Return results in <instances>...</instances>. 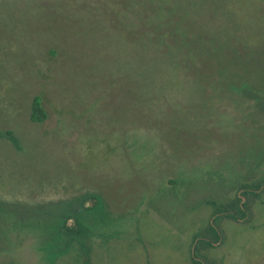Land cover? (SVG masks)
Here are the masks:
<instances>
[{
    "label": "rangeland",
    "instance_id": "obj_1",
    "mask_svg": "<svg viewBox=\"0 0 264 264\" xmlns=\"http://www.w3.org/2000/svg\"><path fill=\"white\" fill-rule=\"evenodd\" d=\"M242 83L264 84V0H0V131L20 143L0 139V264H83L52 260L41 227L86 194L106 205L84 219L93 264H264V197L194 242L264 176Z\"/></svg>",
    "mask_w": 264,
    "mask_h": 264
},
{
    "label": "trees",
    "instance_id": "obj_2",
    "mask_svg": "<svg viewBox=\"0 0 264 264\" xmlns=\"http://www.w3.org/2000/svg\"><path fill=\"white\" fill-rule=\"evenodd\" d=\"M242 92L248 100L255 102L256 108L264 116V84L251 86L246 83H242ZM43 99L40 96L34 98L32 105L31 121L34 124H43L48 119L47 111L44 109ZM0 139H5L16 148H20L18 138L12 131H0ZM264 159L258 161L257 169L263 165ZM259 166V167H258ZM252 176L244 178V180L237 181V186H234L230 191L237 190L235 198L225 203L215 204V210L213 218H215L214 224L209 225L208 229L201 231L194 238V242H197L196 253L198 249L203 246L214 248L216 244H220L223 241L224 233L220 226L217 224L220 220L228 219L234 222L247 219L249 216L252 218L253 209L255 205L262 201L264 197V176H260L256 171ZM260 173V172H259ZM242 193V195H239ZM247 200L246 202H244ZM61 203L59 213L55 222L49 226L42 225V236L48 242L46 248H42V251L48 252V256L52 260L62 258L73 252H76V257L83 264H93L92 252L93 247L91 241L94 239L95 228L88 224L86 220L90 217H96L101 212H105L106 205L101 196L96 194H86L74 201H63ZM7 205V204H5ZM80 206V209L77 207ZM44 214H51L49 211H45ZM250 218V219H251ZM29 230L34 231L33 224L28 226ZM19 234L22 232L23 225L18 228ZM95 230V231H94ZM4 246H7L4 243ZM0 244V255L7 253L3 251ZM12 251H10L11 253ZM47 256V257H48ZM196 256V255H195ZM196 257L192 258L194 264H207L206 261H198Z\"/></svg>",
    "mask_w": 264,
    "mask_h": 264
}]
</instances>
